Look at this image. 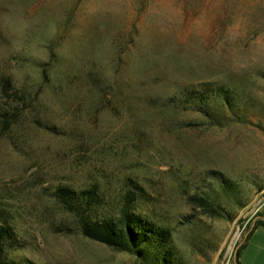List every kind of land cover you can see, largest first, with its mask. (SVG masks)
I'll return each instance as SVG.
<instances>
[{
  "label": "rangeland",
  "instance_id": "obj_1",
  "mask_svg": "<svg viewBox=\"0 0 264 264\" xmlns=\"http://www.w3.org/2000/svg\"><path fill=\"white\" fill-rule=\"evenodd\" d=\"M206 85L232 97L215 120L185 102ZM0 105L14 113L0 123V224L17 261L147 264L85 237L54 195L96 184L115 209L140 188L174 264H227L264 202V0H0Z\"/></svg>",
  "mask_w": 264,
  "mask_h": 264
},
{
  "label": "trees",
  "instance_id": "obj_2",
  "mask_svg": "<svg viewBox=\"0 0 264 264\" xmlns=\"http://www.w3.org/2000/svg\"><path fill=\"white\" fill-rule=\"evenodd\" d=\"M9 78L1 80V92L10 98L13 90ZM221 89L212 90L207 85L201 89H188L185 102L195 110L202 112L211 120L213 102L216 99L232 105V97ZM14 113L8 107L0 105V123L7 125ZM139 187L130 188L123 195L117 209L108 206L96 184L76 189L69 185L58 186L54 195L64 209L77 217L82 234L92 240L106 244L116 250L133 254L147 264H174V249L171 230L137 211L134 204L138 197ZM193 207L202 209L213 217L224 216L223 213L205 196L191 195ZM256 225H264L257 220ZM23 247L21 240L14 233L8 222L0 224V264H32L27 260L17 261L14 252ZM240 248L236 254L239 256Z\"/></svg>",
  "mask_w": 264,
  "mask_h": 264
},
{
  "label": "crops",
  "instance_id": "obj_3",
  "mask_svg": "<svg viewBox=\"0 0 264 264\" xmlns=\"http://www.w3.org/2000/svg\"><path fill=\"white\" fill-rule=\"evenodd\" d=\"M257 220L264 221V202L246 232L244 249L239 251V256L236 249L233 258L229 259L227 264H264V225H256Z\"/></svg>",
  "mask_w": 264,
  "mask_h": 264
}]
</instances>
